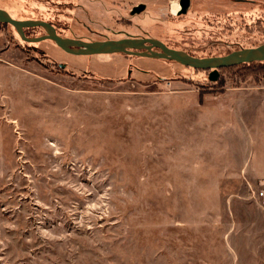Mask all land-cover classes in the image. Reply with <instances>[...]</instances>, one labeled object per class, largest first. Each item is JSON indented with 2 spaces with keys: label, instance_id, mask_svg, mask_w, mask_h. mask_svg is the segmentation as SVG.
I'll list each match as a JSON object with an SVG mask.
<instances>
[{
  "label": "rangeland",
  "instance_id": "374dc122",
  "mask_svg": "<svg viewBox=\"0 0 264 264\" xmlns=\"http://www.w3.org/2000/svg\"><path fill=\"white\" fill-rule=\"evenodd\" d=\"M175 1L0 8L66 38H156L197 57L264 44V0H189L173 15ZM258 65L210 82L171 60L23 42L0 23V264H264Z\"/></svg>",
  "mask_w": 264,
  "mask_h": 264
},
{
  "label": "water",
  "instance_id": "95a60500",
  "mask_svg": "<svg viewBox=\"0 0 264 264\" xmlns=\"http://www.w3.org/2000/svg\"><path fill=\"white\" fill-rule=\"evenodd\" d=\"M179 10L176 15L186 12L190 3L189 0H178ZM145 5L140 3L133 7L130 11L131 15L139 14L144 10ZM0 23L11 25L17 36L28 43H40V41L50 40L60 50L67 54L75 56H92L98 54L112 55L120 53L136 57H146L152 59H163L167 61H175L182 66H188L195 70L209 71L208 80L214 82L219 77V70L232 66L243 65V63H252L264 61V44L256 47H242L241 49L229 51L223 55H213L204 57H195L187 52L177 50L172 47H166L160 40L148 37L135 38L126 37L122 39H106V40H81L74 37H62L55 32V28L48 22L43 20H17L11 17L4 9L0 8ZM41 27L44 34L40 37H29L24 34L26 28Z\"/></svg>",
  "mask_w": 264,
  "mask_h": 264
},
{
  "label": "crops",
  "instance_id": "0c3cea01",
  "mask_svg": "<svg viewBox=\"0 0 264 264\" xmlns=\"http://www.w3.org/2000/svg\"><path fill=\"white\" fill-rule=\"evenodd\" d=\"M259 109H260V112H259L260 115L264 117V99L259 100ZM257 152H258L257 149H255V153ZM254 160L257 162V164H259L262 159L261 158L259 159V157L256 156ZM254 176L256 177L257 183L259 185L260 182L264 180V165L263 166L260 165L259 168L254 171Z\"/></svg>",
  "mask_w": 264,
  "mask_h": 264
},
{
  "label": "built area",
  "instance_id": "2783aa9c",
  "mask_svg": "<svg viewBox=\"0 0 264 264\" xmlns=\"http://www.w3.org/2000/svg\"><path fill=\"white\" fill-rule=\"evenodd\" d=\"M253 197L258 199L264 205V180L260 182L257 190L253 191Z\"/></svg>",
  "mask_w": 264,
  "mask_h": 264
},
{
  "label": "flooded vegetation",
  "instance_id": "af4514ba",
  "mask_svg": "<svg viewBox=\"0 0 264 264\" xmlns=\"http://www.w3.org/2000/svg\"><path fill=\"white\" fill-rule=\"evenodd\" d=\"M135 7V6H134ZM179 10V9H178ZM176 15V14H175ZM47 22V21H46ZM51 26H53V28H55V32L57 33V31H56V27H55V25H53L51 22H48ZM63 37V36H62ZM128 37V36H127ZM135 38H138V37H135ZM142 38H144V37H142ZM106 39H109V38H106V37H104V38H102V39H97V40H106ZM112 39H122V38H112ZM112 39H109V40H112ZM177 50H179V49H177ZM233 50V49H232ZM63 51V50H62ZM181 51H183V50H181ZM185 51V50H184ZM183 51V52H184ZM231 51V50H230ZM185 52H187V51H185ZM188 53V52H187ZM189 55H191L190 53H188ZM225 54H227V53H225ZM221 55V54H220ZM191 56H194V55H191ZM132 57H136V56H132ZM195 57H197V56H195ZM199 57H204V56H199ZM198 57V58H199ZM136 58H139V57H136ZM142 58V57H141ZM177 63V62H176ZM62 67V66H61ZM186 67H188V66H186ZM190 68V67H189ZM194 71H195V69H193ZM206 72H209V71H206ZM128 74H130L129 72H128Z\"/></svg>",
  "mask_w": 264,
  "mask_h": 264
},
{
  "label": "trees",
  "instance_id": "16d2710c",
  "mask_svg": "<svg viewBox=\"0 0 264 264\" xmlns=\"http://www.w3.org/2000/svg\"><path fill=\"white\" fill-rule=\"evenodd\" d=\"M27 29V28H26ZM25 31V30H24ZM229 52V51H228ZM259 64L258 66H257V68H264V61H257V62H252V63H243V64H245V65H251V64ZM242 66V65H241ZM232 67H237V66H232ZM232 67H228V68H232ZM227 68V69H228ZM257 68H255V69H257ZM200 70V69H199ZM199 70H195V71H199ZM201 71H203V70H201Z\"/></svg>",
  "mask_w": 264,
  "mask_h": 264
},
{
  "label": "bare ground",
  "instance_id": "6f19581e",
  "mask_svg": "<svg viewBox=\"0 0 264 264\" xmlns=\"http://www.w3.org/2000/svg\"><path fill=\"white\" fill-rule=\"evenodd\" d=\"M174 4H173V7H172V14L173 15H175V14H177V12H178V9H179V3H177V1H175V2H173Z\"/></svg>",
  "mask_w": 264,
  "mask_h": 264
}]
</instances>
